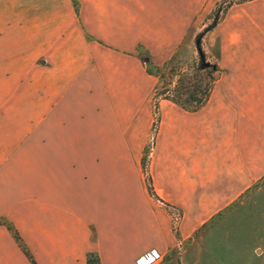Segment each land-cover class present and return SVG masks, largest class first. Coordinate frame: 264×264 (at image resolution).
Returning a JSON list of instances; mask_svg holds the SVG:
<instances>
[{"label": "crops", "instance_id": "crops-1", "mask_svg": "<svg viewBox=\"0 0 264 264\" xmlns=\"http://www.w3.org/2000/svg\"><path fill=\"white\" fill-rule=\"evenodd\" d=\"M218 1H83L82 25L93 39L84 37L80 56L71 47L58 53L51 97L16 149L35 156L33 168L0 169V218L37 264H87L90 252L102 264H139L153 250L158 264H181V232L191 235L261 177L264 0L235 5L211 32L224 72L201 110L161 102L151 174L159 197L184 212L179 236L141 171L158 80L138 47L163 65ZM0 264H31L1 224Z\"/></svg>", "mask_w": 264, "mask_h": 264}, {"label": "rangeland", "instance_id": "rangeland-1", "mask_svg": "<svg viewBox=\"0 0 264 264\" xmlns=\"http://www.w3.org/2000/svg\"><path fill=\"white\" fill-rule=\"evenodd\" d=\"M83 1L0 0V169L5 163L9 165L7 170H16V165L23 163L26 165L25 169L33 168L35 156L19 154L16 149L32 133L34 115L44 109L40 102L44 103L43 99L51 97L48 90L51 80L49 72H52L53 67L60 66L61 58L58 53L64 51L65 47L69 50L71 47L74 56H80L78 51L84 37L93 39L82 25ZM222 1L216 2L203 21L190 29L186 40L163 65L155 64L144 47L139 46L137 57L146 69V58L155 66L163 67L175 57L183 71L193 67L197 61L196 35L205 19ZM249 1L252 0L243 3ZM210 35L211 33L205 39L204 50L209 61L218 60L215 88L224 69L216 52L219 43L211 41ZM51 77L55 78L54 75ZM156 78L158 84L155 94L161 85L160 79ZM154 98L155 95L154 122L140 164L147 187L148 175L145 173L143 160L148 155L146 167L155 190L151 160L161 122V102L164 100L160 102L157 115ZM260 176L236 201L214 215L201 219L198 229L191 235L184 236L181 232V264H264V171L260 172ZM157 196L159 197L158 194ZM154 200L157 201L155 198ZM162 201L169 205L165 206L158 201L173 215L174 230L179 236L178 220L181 217V223L183 222L184 212ZM2 220L8 222L5 218H0L1 225Z\"/></svg>", "mask_w": 264, "mask_h": 264}, {"label": "trees", "instance_id": "trees-1", "mask_svg": "<svg viewBox=\"0 0 264 264\" xmlns=\"http://www.w3.org/2000/svg\"><path fill=\"white\" fill-rule=\"evenodd\" d=\"M248 0H223L218 3L215 10L209 15L196 35V52L197 61L193 67L183 71L178 65L177 59L172 57L168 64L163 67L155 66L151 61H148L147 71L151 75H155L160 79V87L155 94V113L158 115L160 111V102L168 100L180 106L188 112H197L201 110L209 101L214 89V85L218 79L216 74L219 71L218 60L211 62L208 59V54L204 50L206 37L215 30L224 20L229 9L238 3H243ZM175 80V81H174ZM158 120V117H157ZM156 126V124H155ZM148 154V153H147ZM147 156L143 160L145 173L148 175V192L157 201L164 203L156 194L151 175L147 172ZM165 204V203H164ZM168 206V204H165ZM3 224L13 235L16 242L23 250L31 264H37L27 246L24 244L19 232L11 223L2 220ZM87 264H102L98 253L90 252L87 255Z\"/></svg>", "mask_w": 264, "mask_h": 264}, {"label": "built area", "instance_id": "built-area-1", "mask_svg": "<svg viewBox=\"0 0 264 264\" xmlns=\"http://www.w3.org/2000/svg\"><path fill=\"white\" fill-rule=\"evenodd\" d=\"M161 255L156 251L153 250L145 255H143L139 260V264H158L161 260Z\"/></svg>", "mask_w": 264, "mask_h": 264}, {"label": "water", "instance_id": "water-1", "mask_svg": "<svg viewBox=\"0 0 264 264\" xmlns=\"http://www.w3.org/2000/svg\"><path fill=\"white\" fill-rule=\"evenodd\" d=\"M146 61H149V59H148V58H146Z\"/></svg>", "mask_w": 264, "mask_h": 264}]
</instances>
